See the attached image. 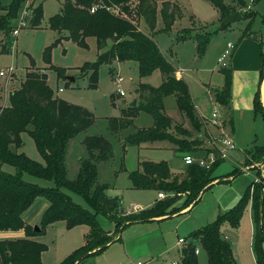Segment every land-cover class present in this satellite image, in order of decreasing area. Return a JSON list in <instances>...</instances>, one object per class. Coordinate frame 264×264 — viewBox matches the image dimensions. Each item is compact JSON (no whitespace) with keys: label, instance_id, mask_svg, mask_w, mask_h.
Masks as SVG:
<instances>
[{"label":"trees","instance_id":"1","mask_svg":"<svg viewBox=\"0 0 264 264\" xmlns=\"http://www.w3.org/2000/svg\"><path fill=\"white\" fill-rule=\"evenodd\" d=\"M26 0H12L8 6L0 5V53H11V33L14 22L22 10ZM37 1V0H35ZM157 1L164 2L161 8L163 30L169 31L172 22L179 17L178 12L167 0H71L65 1L59 12L54 15L49 25L58 33V38L43 52V62L57 76L63 71L51 65L50 53L53 47L62 41H70L81 48H86L85 40L96 39L97 49L102 50L107 42L110 48L100 52L96 61L86 63L83 70H90V80L95 86L97 70L101 65L110 66L116 61H133L138 65L140 78L150 76L159 71L163 79L159 87L140 84L136 89L137 102L134 107L128 106L118 119H110L112 133L133 126L138 113L148 115L152 125L138 128L125 137L122 145L124 154L127 146L166 141L175 146L177 152H196L199 141L189 139L191 132L175 128L178 136L170 132L171 120L164 113L163 101L173 96L177 109L188 119L193 131L199 132L201 122L195 114V107L187 84L182 79H176L175 68L164 58L157 43L151 36L137 30L133 16L143 19L149 31L154 28ZM220 15L219 22L227 14L239 12L241 20L247 21L246 29L254 18L253 12H243L249 0H205ZM92 7L96 8L93 13ZM2 12V13H1ZM130 17V18H127ZM42 18V4L32 10L29 21L31 28H37ZM184 29L181 33H188ZM62 32L65 35H61ZM182 35L177 42L193 40L196 43L197 55L202 57L213 33L204 36L195 34ZM261 58V79L264 68V54ZM42 69L28 68L23 81L17 90L8 96V105L0 107V231H24V236L14 239L0 240V264H42L41 254L46 246L34 240L43 233L46 226L62 222L67 230L86 227L88 232L83 236V244L73 250L58 264H79L83 260L98 255L109 245L120 240V232L126 227L150 221H158L177 215L198 202L202 192L212 186V183H227L228 179L213 177V171L221 160L218 158L209 170L197 165L186 166L185 177L178 180L171 177L166 162H141L140 168L129 173L128 178L132 189H152L165 192L167 198L159 200L151 207L138 213L126 214L121 199L106 195L108 186L97 184L96 163L108 161L113 157L111 144L100 136H90L83 140L88 157L81 160L76 177L68 180L66 177L65 155L69 141L85 131L93 123V115L89 111L67 103L54 96L47 84V76ZM223 85L213 93L214 101L229 109L231 99L232 73L222 68ZM261 84V83H260ZM259 87L254 94L252 109L255 114L261 113L264 119V106L260 100ZM264 89V81H263ZM231 124V120H229ZM26 133L34 142L35 148L43 160L38 163L17 151L21 148V134ZM248 155V151H246ZM250 160L264 164V145L255 146L250 150ZM14 168L10 174L2 170V166ZM256 170V168H255ZM241 172L234 171L235 177ZM23 174L37 179L51 181L53 187L43 188L37 184L23 180ZM255 180L245 189L237 203L229 210L220 213L215 220L201 229L193 231L187 238L189 242L181 248L180 264H198L194 253L196 246L202 249L209 264H236L230 244L224 240L220 229L226 224L237 229L242 215L251 204L252 222L254 224L253 254L255 264H264V176L256 173ZM263 181L262 184L260 181ZM70 194L82 198L89 209L72 201ZM38 198L48 203V208L40 219L39 231H34L22 219ZM179 206H175L178 201ZM103 216L114 224L112 233L104 231L97 220ZM162 220V219H161ZM197 241V243H196ZM196 245V246H195Z\"/></svg>","mask_w":264,"mask_h":264},{"label":"rangeland","instance_id":"2","mask_svg":"<svg viewBox=\"0 0 264 264\" xmlns=\"http://www.w3.org/2000/svg\"><path fill=\"white\" fill-rule=\"evenodd\" d=\"M11 1L0 0V5L3 7L8 6ZM65 1L71 0L25 1L17 20L14 22V29H18V26L21 27H19L15 37L11 36L13 40L10 47L11 53H0V71L7 72L12 69L13 72L12 78L8 81L0 77V86H2L0 93L4 91V84H6V93L4 92V98H6L2 101L3 96L0 94V107L8 105L9 94L19 88L28 68L42 69L47 76V84L56 98L81 107L93 115L92 125L72 138L68 143L64 162L67 179L73 180L76 177L81 160L88 157L83 140L90 136L103 137L111 144L113 157L108 161L96 163V183L107 185L106 195L120 198L122 207L125 210H131L133 205L139 208L146 207L156 199L158 192L152 189H132L128 178L129 173L137 170L138 162L140 161L160 162L163 160L169 166L171 173L181 178L183 177L181 173H184L185 169L183 160L172 149L151 150L138 149L137 146H127L123 154L122 145L125 137L134 133L138 128L151 126L152 120L148 115L139 112L133 126L112 133L110 130V119L120 118L122 111L133 100L139 103L136 89L140 84L156 88L160 86L163 77L159 71H154L150 76L140 78L137 63L133 61H116L110 66L101 65L97 70L95 86H90L92 84L90 80L91 72L90 70H83L82 67L86 63L96 61L98 54L107 51L111 46V42H107L106 46L100 51L97 49L96 39L93 37L85 40L86 48H81L70 41H62L52 48L50 63L63 71L62 76H57L52 69H48V66L43 62L42 56L44 50L58 38V33L51 29L49 21L59 12ZM181 1L183 3V9L181 7L182 17H180L179 8L168 0L165 2L173 9L175 7L174 10L178 12L181 18L178 17L180 21L176 26L170 28L171 30L168 32L162 30L163 23H159L158 15L156 19L158 8L161 11L164 4L162 1H157L155 25L151 31L147 29L143 19L137 20L133 16L131 18L127 17L134 20L138 31L154 39L164 58L182 74L193 104L196 105L199 114L204 116L199 117L195 112L202 126L199 132L193 131L188 119L177 109L175 98L173 96L167 97L164 99V113L170 118L172 123L170 132L173 136H178L175 128L182 127L181 129H183L184 127L191 132L192 137L199 141H202L200 138L206 139L207 136L214 137V139L218 137L220 133L217 130L207 128L204 120L205 116L210 114V109L217 107L214 105L212 94L215 90L221 89L223 85V75L220 71L222 62H218V58L224 52L226 44L228 42L231 43L234 49L231 51L230 56H226L223 59V62L231 70L232 88L234 93L239 95L240 107L231 109L229 112L234 128L230 137L237 148L232 156L237 159L236 157L240 155L242 160L239 163L234 162L232 170L219 177L228 179L234 171L238 173L242 169L255 170L256 168L254 180L258 182L256 173L259 172L261 177H263L264 165L261 161L255 163L250 160V151L246 155L244 150H249L253 145H264V119L261 113L255 114L253 110L244 108V104L248 101L249 94L253 98L261 79L259 52L261 51L264 54V0L248 1L243 12H253L255 15L247 29V21L240 20L222 30L217 29L220 24L219 13L207 1ZM39 3L42 4V18L37 28H31L29 21L32 17V10ZM190 16H192L194 21ZM22 22L23 25H20ZM173 23L174 21L172 25ZM156 28H160L159 31L158 29L156 31ZM183 29H190L189 34L181 33ZM207 32L213 34L202 57L197 55L196 43L193 40L176 41V38L181 36V34L192 36L199 34L204 36ZM61 35H65V33L62 32ZM234 54L235 58L232 60ZM68 78H73V82L67 80ZM59 89H61L60 92ZM118 90L124 93L123 97L117 94ZM21 141V148L17 152L23 153L29 159L42 164L43 160L37 152L32 139L26 133H23L21 134ZM164 143L165 141H160L155 144ZM200 155L204 156V152L193 156ZM228 159L229 156L219 163V165L222 163L221 170H226L230 167L231 161ZM2 170L10 174L14 173V168L10 166L4 165ZM23 180L43 188L53 187L51 181L37 179L27 174H23ZM222 189H219L218 192L213 190L207 192L189 215L179 217L178 220L181 221V224L178 229L175 228V219L167 221L163 225L146 223L130 225L120 232L119 241L112 243L104 251L88 260H93L95 264H136L138 262L143 264H170L172 262H180V249L183 244L178 245V239H185L187 244L189 242L187 238L193 231L213 222L217 213L225 212L220 210V208L218 210L217 197L219 196L223 200L228 198L234 188L230 189V187H227L224 190ZM63 191L71 196L74 203L89 209L82 198L65 190ZM160 193L164 195V198L160 200L167 198L165 192ZM40 200L44 199L40 198ZM213 206L215 207L216 216L211 214ZM242 218L247 223L244 224ZM242 218L237 228V233L233 232L234 229L228 225L223 229L222 226L220 232L222 237H227V242L232 247L236 264H253L251 256L254 255L253 236L255 230L251 234V228L252 225L254 227V224L246 212L243 213ZM97 220L104 231L110 233L114 231V224L108 219L98 216ZM39 221L38 219L33 228H40ZM195 221L196 224H194ZM82 233L81 228L68 231L62 222L46 226L43 233L35 238L36 241L45 244L47 248L44 251V264H47L48 257L60 255L64 244L76 243L75 249L80 247L83 244ZM239 234H241V238H239ZM155 235L156 239L154 238ZM4 237L14 238V235H3L0 236V239H4ZM196 249L200 251V255L197 256L198 264H209L205 252L199 249L198 246H196ZM262 250L264 252V242L262 243Z\"/></svg>","mask_w":264,"mask_h":264},{"label":"crops","instance_id":"3","mask_svg":"<svg viewBox=\"0 0 264 264\" xmlns=\"http://www.w3.org/2000/svg\"><path fill=\"white\" fill-rule=\"evenodd\" d=\"M168 1H170V3L171 4H173V5H175L177 8H179L178 9V11H179V13H180V17H182L183 15H182V11H181V7H182V9H183V3H182V1L181 0H168ZM174 9H175V7H174ZM160 9L158 8V13L156 14V19H157V15L159 16V23H163V20H162V16H161V13H160V11H159ZM179 17V18H180ZM179 18H176L175 20H174V23H173V25L171 26V28H173L174 26H176L177 24H178V22L180 21V19ZM190 18L192 19V16H190ZM193 20V19H192ZM194 21V20H193ZM156 27H157V25H156ZM157 29H158V31H159V29L160 28H156V31H157ZM162 30H163V27H162ZM171 30V29H170ZM169 30V31H170ZM184 30V29H183ZM181 31V30H180ZM166 32H168V31H166ZM260 53H262L261 51L259 52V57H260ZM236 54V53H235ZM235 54H234V56H233V58H232V60H234V58H235ZM220 58V57H219ZM218 58V59H219ZM260 59V69H261V58H259ZM176 70V72H175V77H176V79H182V80H184V78H183V76H182V74H180V72L177 70V69H175ZM42 71V70H41ZM259 71V70H258ZM261 83V84H260ZM5 85L6 84H4V91H2L0 94L3 96V98H2V101L3 100H5V98H4V92L6 93V88H5ZM258 86H260L259 87V91H260V100H261V102L263 103V105H264V89H263V81H261V82H259V85ZM2 89V86H0V90ZM255 94V93H254ZM212 96H213V94H212ZM168 97H172V96H168ZM254 97V96H253ZM167 98V97H166ZM165 98V99H166ZM214 99V98H213ZM1 100V99H0ZM136 101V100H135ZM193 101V100H192ZM252 101H253V98H252V96H250V94H249V96H248V101H246V103L244 104V108H247V110H253L252 109ZM163 105H164V101H163ZM214 105H216L217 107H212L210 110H212V109H218V110H220V112H221V114H222V116H223V119H224V123H223V125H222V127L220 128V129H216L220 134H218V135H222V136H224V137H228V138H230L231 139V134H233V130H234V128H233V120H232V117L229 115V112L231 111V109H238L239 107H240V100H239V95H237V94H235L234 93V89L232 88V85H231V99H230V104H229V109H224L223 107H221L220 105H218L215 101H214ZM194 107H195V112H196V114L200 117H202L203 115H200L199 114V111L197 110V107H196V105H194ZM208 116H209V114H208ZM208 116H205V118H207ZM204 117V116H203ZM229 120H231V124L229 123ZM144 123H145V121H144ZM182 128V127H181ZM183 129H186V128H184L183 127ZM177 137V136H176ZM189 139H192V140H194L195 139V137H191V138H189ZM202 141H199V145H198V149H197V151L195 152V153H191V155H194V154H203V152H204V155H205V153H206V149H207V144H206V139L204 138H200ZM232 140V139H231ZM233 141V140H232ZM156 142H154V143H147V144H144V145H146V146H137L138 147V149H151V150H161V149H172L175 153H177V156H179V157H181L182 158V160H183V157L182 156H180V155H178V154H181V153H187V152H177L176 151V149H175V146L174 145H172V144H170L169 142H166L165 141V143L164 144H155ZM234 143V142H233ZM235 144V143H234ZM143 145V144H142ZM255 146H258V145H253L252 146V148L253 147H255ZM236 147V146H235ZM252 148H250L249 150H244V152H246V151H250ZM237 150V148L233 151V152H230L229 153V159L228 160H230L231 161V165H230V167L228 168V169H226V170H221L222 169V163L216 168V170L213 172V174H212V176L213 177H219V176H221V175H224V174H226V173H228V172H230L231 170H232V164L234 163V162H237V163H239V162H241V160H242V158H241V156L239 155L238 157H236L237 159H235L232 155H234V153H235V151ZM189 154V153H188ZM201 156V155H200ZM196 157H198V156H196ZM163 161V160H162ZM141 162H151V161H140V162H138V166H137V169H139L140 168V166H139V164L141 163ZM157 162V161H156ZM184 164V163H183ZM169 167V166H168ZM184 167H185V169H184V173H181V174H183V177H181V178H178L177 176H175V174H172L171 173V171H170V168H169V171H170V175H171V177L173 178V177H175V178H177L178 180H182L184 177H185V170H186V165L184 164ZM255 170H246V169H242V171H241V173L239 174V175H237V176H235V177H230L229 179H228V182L227 183H217V181H215V182H213L212 183V186L210 187V188H208L207 190H205L204 192H202L201 194H200V196H199V199H198V202L195 204V205H193V206H190V207H188L187 209H185V210H183L182 212H180L179 214H177V215H173V216H171V217H168V218H161V219H158V221H150V222H144V223H146V224H153V225H163V223H167V221H171V220H173V219H175V228L176 229H178V227L180 226V224H181V221H179L178 219H179V217H182V216H185V215H189V213L197 206V204L202 200V198H203V196L207 193V192H209V191H215V192H218V190L219 189H222V190H224V189H226L227 187H230V189H232V188H234V191L229 195V197L228 198H226V199H222L221 197H217V205L219 204V207H218V210H219V208H220V210H222V211H226V210H229L230 208H232L236 203H237V201L240 199V197L242 196V194H243V192H244V190L250 185V183H252L253 181H254V176H255ZM221 180H226V179H221ZM224 184H227V185H224ZM160 192H158L157 193V195H156V199L153 201V202H151L149 205H147L146 207H143V208H140V210H143V209H147V208H149V207H151L156 201H159L160 199L158 198V194H159ZM111 197V196H110ZM181 200L180 201H178L177 203H176V205L175 206H179L180 204H181ZM48 208V203L45 201V200H40V198H38V199H36L35 201H34V203H33V205L26 211V212H24L23 213V215H22V219H23V221L28 225V226H31V227H33V225H35V223L37 222V220L39 219H41V216H42V214L45 212V210ZM246 211H244V212H246V214H248L249 215V217L251 218V221H252V210H251V204H248V206L246 207V209H245ZM126 211V210H125ZM263 211H264V205H263ZM211 214H212V216H216V214H215V207L213 206L212 207V211H211ZM217 215H218V213H217ZM243 219V218H242ZM194 220H195V218H194ZM196 221H198V220H196ZM196 221L194 222V224H196ZM243 221H244V224L245 223H247L246 222V220L245 219H243ZM40 222V221H39ZM144 223H137V224H144ZM134 225V224H133ZM65 227V226H64ZM226 227V224H224L223 225V227H222V229L223 228H225ZM77 228H81V230H82V234H83V236L88 232V230L86 229V227H84V226H82V227H77ZM192 228V227H191ZM75 229V228H74ZM74 229H70V230H74ZM70 230H68V231H70ZM248 230V229H247ZM108 232V231H107ZM233 232H235V233H237L238 232V229H234V231ZM252 232L254 233V227H253V225H252V228H251V234H252ZM11 234H13L14 235V238H21V237H23L24 236V231L23 230H19V231H15V232H12V231H0V236H3V235H11ZM14 238H8V237H4V239H14ZM36 238V237H35ZM34 238V240H36ZM155 239L157 238L156 237V235H155V237H154ZM224 238V240H226L227 241V237L226 236H224L223 237ZM239 238H241V234H239ZM238 238V239H239ZM0 240H2V238L0 239ZM178 245H179V243H177ZM76 243H74V244H71V243H67V244H64V246H63V248H62V251H61V253H60V255H58L57 257H48L47 258V264H58V262H60V261H62L63 259L62 258H65L67 255H69L73 250H75V248H76ZM182 247V246H181ZM230 247H231V245H230ZM231 250H232V247H231ZM180 251H181V249H180ZM180 255V254H179ZM200 255V251H198V254H197V256H199ZM232 255H233V252H232ZM44 252L41 254V263L42 264H44ZM47 257V256H46ZM234 257V256H233ZM90 258H92V257H90ZM90 258H87V259H85V260H83L82 262H80L79 264H95V263H93V260H88V259H90ZM251 259H252V263L253 264H255V258H254V255L253 256H251Z\"/></svg>","mask_w":264,"mask_h":264},{"label":"built area","instance_id":"4","mask_svg":"<svg viewBox=\"0 0 264 264\" xmlns=\"http://www.w3.org/2000/svg\"><path fill=\"white\" fill-rule=\"evenodd\" d=\"M95 9L96 8L92 7V10L90 12L93 13ZM20 25H23V22ZM19 27L21 26H18V29ZM18 29H14L12 31V35H11L12 37L16 36ZM233 49H234V46L228 42L226 44V48L224 52L221 54L220 58L218 59V62H222V68L227 67V64L223 62V59L226 56H230L231 51ZM12 75H13L12 69H9L7 72L0 71V77L5 78L6 81L10 80V78H12L11 77ZM60 91L61 89H59V92ZM117 94L121 97L124 96V93L121 90H118ZM204 121H205L207 128L214 129V130L220 129L224 123V119H223V116L220 110L216 108L211 110L209 116L205 118ZM206 139H207L206 144L208 147L206 149L205 155L196 157L191 154H187L186 156L183 157V163L186 166L195 164L198 167L204 168L205 170H209L218 158L220 160H224L229 156L230 152H233L236 149L235 144L228 137L218 135V137H215V139L214 137L211 138L209 136H207ZM158 198L159 199L164 198V195L162 193H159ZM139 210L140 208L138 206L133 205L131 207V210H126L125 213L132 214ZM178 243L185 245L186 241L185 239L179 238ZM198 251L199 250L196 249L194 253L197 255ZM136 264H143V263L138 262ZM170 264H180V262H172Z\"/></svg>","mask_w":264,"mask_h":264},{"label":"water","instance_id":"5","mask_svg":"<svg viewBox=\"0 0 264 264\" xmlns=\"http://www.w3.org/2000/svg\"><path fill=\"white\" fill-rule=\"evenodd\" d=\"M242 19V16L240 15L239 12H235L233 14H227L225 15V17L222 19V21L220 22L219 26H218V30H222V29H225L227 28L228 26H230L232 23H235V22H238ZM67 80H69L70 82H73V78H68ZM261 81H264V72L262 74V80ZM136 105V101L133 100V102L129 105L131 107H134ZM188 153H181V154H178L182 157L186 156ZM264 165V164H263ZM261 184H262V180L260 181ZM34 231H39L38 227H34L33 228Z\"/></svg>","mask_w":264,"mask_h":264}]
</instances>
